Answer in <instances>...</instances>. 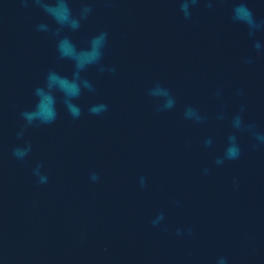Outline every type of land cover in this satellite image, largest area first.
I'll use <instances>...</instances> for the list:
<instances>
[{"label": "water", "instance_id": "1", "mask_svg": "<svg viewBox=\"0 0 264 264\" xmlns=\"http://www.w3.org/2000/svg\"><path fill=\"white\" fill-rule=\"evenodd\" d=\"M238 2L200 0L185 19L177 0H70L74 14L85 4L93 12L57 36L31 0H0V264H264V144L231 126L245 105V123L264 135V51L233 21ZM245 2L264 23V0ZM102 31L106 70L81 74L95 89L76 101L81 117L57 93L56 121L18 138L47 73L74 71L58 40L84 49ZM255 39L264 49V31ZM157 84L173 108L149 94ZM99 103L108 110L89 114ZM187 108L203 121L186 119ZM233 132L241 156L217 165ZM27 144L17 160L13 148ZM38 164L47 183L33 174Z\"/></svg>", "mask_w": 264, "mask_h": 264}, {"label": "clouds", "instance_id": "2", "mask_svg": "<svg viewBox=\"0 0 264 264\" xmlns=\"http://www.w3.org/2000/svg\"><path fill=\"white\" fill-rule=\"evenodd\" d=\"M27 3L28 0H22ZM36 6H38L44 13L51 17L52 21L57 25L54 30V34L59 36L64 29L71 31H77L81 27L82 21H85L93 12V8L88 4H85L79 9L77 14H74L73 9L70 7V0H31ZM179 3V9L183 13L185 19H191L192 7L200 3V0H177ZM211 7V3L208 4ZM232 19L234 22L243 24L247 27L248 36L253 41V49L257 55L261 54L262 49L261 43L256 40V34L259 31H264V23H258L254 17L253 11L248 7L245 0H239L238 3L232 9ZM36 30L39 32L53 31L49 24L40 23L36 26ZM108 33L99 32L94 35L89 43L88 47L84 49H78L76 45L67 37H61L57 42V52L60 59L70 60L74 64V71L71 77L61 75L57 71L50 70L46 77L43 86H38L34 90L36 97V103L33 109L26 110L20 113L24 120V126L17 133L18 138H22L24 132L28 127L33 125H50L56 121L59 116L57 110V93L62 96V103L64 108L67 110L69 115L73 119H79L82 115L81 107L76 101L79 100L82 93L87 90L94 92L95 89L86 77L81 74L85 72L90 66H98V70L103 72L105 67L101 64L103 59L104 49L107 45ZM254 57L249 56L245 59V64H252ZM108 71L115 72V69H107ZM154 97H164L166 102L163 106L164 109H171L175 106V99L172 97L169 89L162 87L157 84L149 92ZM239 95H243L240 91ZM219 95V93H218ZM108 110V106L104 103L94 104L89 107L88 112L91 115H101ZM160 110V109H158ZM246 106L241 105L238 113L234 114L231 121V126L236 132L247 131L253 139L260 144H264V135L255 131V125L251 123H245L244 112ZM185 118L193 120L196 123L203 121L204 117L199 113L197 109L187 108L184 112ZM223 119V116L220 117ZM236 132L230 134L227 138V145L224 149L222 157H218L215 161L217 165H221L225 160L233 161L237 160L241 156V146L238 142ZM206 146H211L212 140L208 138L204 141ZM255 147V145H253ZM31 152V145L27 144L23 147H15L12 150V155L17 159L23 161L28 154ZM42 165H37L33 169V174L39 178V183H47L48 177L41 174ZM207 172V169H205ZM92 181H97L99 176L93 173L90 177ZM141 186L145 185V178L140 177ZM160 219H163V215L157 217L153 221L155 226ZM217 264H227L224 257L219 258Z\"/></svg>", "mask_w": 264, "mask_h": 264}]
</instances>
